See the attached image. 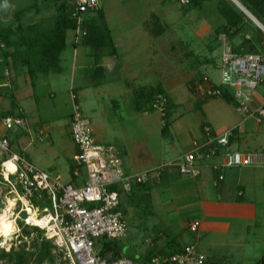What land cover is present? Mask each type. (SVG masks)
I'll return each instance as SVG.
<instances>
[{"label":"crops","instance_id":"obj_1","mask_svg":"<svg viewBox=\"0 0 264 264\" xmlns=\"http://www.w3.org/2000/svg\"><path fill=\"white\" fill-rule=\"evenodd\" d=\"M162 1L101 0L97 11H101L104 16L103 18L106 19L105 23L116 49V55L109 56L107 51L103 50L102 56H95L93 47L82 44V39L79 41L75 34V39L71 40L70 43L73 50L70 71H68L70 72L68 87L66 86L67 82L61 81V83H66L65 86L68 88L71 102L73 101L74 104L78 105L81 112L88 119L91 118L89 119L90 122L92 119H96L93 122L95 124L94 129L91 124L94 141L98 144L112 145L117 149L125 173L148 172L164 164H170L161 170L159 176L150 173L149 181L145 187L134 186L130 193L120 196L121 208L125 216L132 214V217L139 213L140 216L150 217L155 214L153 211L154 207L157 210L158 207L161 209V213H159L161 214L160 218L162 215L165 217L169 215L166 217V221L163 222L164 226L156 229L155 235L150 237V239H145L148 245L142 249L143 261L155 255L161 256L164 253H177L185 247L193 246L198 254L205 257L204 264H216L217 262L214 261V259L218 258L216 247H229L239 251L244 245V241L249 238V235H255L260 231L264 235V166L252 165L225 169L223 171L224 179L217 183L215 182V174L210 168L211 160L197 161L196 168L199 170V175L192 176L190 180L180 179V172L176 167V163L180 161L184 154L191 151L194 141L202 140L201 126L203 124L211 126L213 131L218 134L232 130L233 137L230 139V145L233 150L244 153L264 152V121L259 123L252 117H245L236 112L232 104L227 103L221 98L206 99L202 95V88L198 86L193 94V104L191 105L193 110L190 109L184 113L178 112L175 108L176 104L172 102L167 90L159 82L168 94L171 103L175 106L172 114L174 121L169 127L170 134L172 136L171 138L175 136L178 142L177 144L180 145L183 152L179 154L180 156L176 155V157L166 160L168 162L161 161V164L153 167V154L147 149L148 147L145 141L150 136L151 130L153 133L157 130L156 117L152 115L158 113L159 128L161 130V114L157 111L144 112L135 110L134 103H132L129 114L125 115L126 119L122 114H117V117L122 121L125 119L124 122L126 123L112 126L109 124L108 119L115 120V118H110L109 115L106 117L103 114L104 112L100 104L103 101L99 100L100 91L106 95H111L113 92L114 94L120 95V89L116 88L120 86L121 82L124 83L125 91L130 95H128L130 99L133 98V93L136 89L151 86L148 84H139L138 74L152 72L154 75L156 73L155 63L152 59L146 57V53L143 62L145 61L147 66H143L139 70L136 66L142 59V54H137L138 51L136 49L140 47V40L143 37L147 40L151 39L149 42L152 41L153 44L150 46V51L148 50V52H151V48L158 42L156 40L165 31L166 28L161 24L159 13H154L153 9L155 2L161 4L163 3ZM176 1L184 5L181 0ZM227 1L233 3L231 0ZM205 2H202L198 8H202ZM42 6L50 9V11H43L44 13H52L55 17L56 5L53 2L45 3L44 1H40L38 7ZM172 6V11L177 10L174 5ZM97 11L90 14L89 18L91 16L94 17ZM192 11L194 9H190L188 12ZM247 12L250 16L243 13L251 21L252 25L254 24L258 28L255 23L258 20L248 10ZM162 13L165 14L164 9ZM39 14L41 12L36 14L34 10L25 13L21 18V24L38 23L35 22L38 19V21L43 22V17H34ZM220 18L222 21L214 28V31L225 23L221 16ZM258 22L262 24L260 21ZM72 31L76 32L75 30ZM257 34L261 39H264V33L260 29L257 30ZM215 37L217 38L218 35L215 36L214 32L213 40L215 44L210 46V48H214L215 46L223 47V44L215 40ZM235 39H233L234 43ZM228 41L231 47V41L229 39ZM68 45L69 43L66 38V46L60 54L58 63L52 67L48 74L41 75H61L67 72L62 66V55ZM122 48L125 49L123 53L121 52ZM171 49L172 45L170 47ZM131 51H134V58L131 56L133 54ZM79 55L84 57V59L79 60ZM137 55H140L141 58ZM155 55L156 53L153 56L155 57ZM77 61L81 65L78 66ZM6 65L4 74L1 73L0 75V139L6 138L14 153L23 155L38 168L44 171L47 169L49 173L63 178L62 174L66 171L62 168L57 169L59 162L57 165L52 163L53 160H57L56 158L47 160V158L45 159L47 155L44 149H33L34 144H38L36 140L41 139L46 133H48L46 139L51 140L52 130L48 123H39L40 116H37V120L34 122V119H30L25 112L23 104H26L29 100L27 96L32 95L30 92H27V94L19 92L26 84L22 81L21 86L16 83L14 84V79L16 81L19 77H22L23 80L28 79L26 68L19 65L14 66L10 59H8ZM11 71H13L12 75ZM77 71H80L81 74L79 72L78 74ZM41 75L38 76L40 77ZM38 76L33 85L29 81L32 86L33 97L36 81L39 78ZM7 77L10 79L8 80ZM192 79L194 78L189 79L187 82H190ZM75 81H79V84H75ZM52 86L55 88V82L49 81V87L51 89ZM8 88L11 90L9 93L6 90L4 91V89ZM89 91H91L90 95L88 94ZM48 95L53 99L57 97L55 91H52ZM90 96L100 102L91 103V100H89V105L91 106L90 108L85 107L84 111L82 105H80V101L82 99L86 100ZM263 102L264 88L259 87L254 94L251 106L256 107ZM34 103L38 105L35 99ZM111 104V108L115 113L117 110L120 111L116 99H112ZM72 112L73 109L68 115L69 121L66 127L63 123L66 130L59 129L62 134L68 136L71 142V148L63 150L64 154H68L69 152L72 154V164L70 160V165L66 172L69 175V179L66 181H71L72 179L70 169L74 166L73 162L76 153L70 135V118ZM3 116L22 117L26 122V130L23 131L17 128L5 129L1 123ZM59 122L63 121L59 120ZM114 134L120 137L122 145H118L117 142H114L115 144L110 142L109 139ZM131 144H133L132 147L130 146ZM214 160V162H221L222 159L217 157ZM179 180H181V183ZM239 192L241 193L240 195L238 194ZM239 196L242 198L241 201H237V197ZM186 199L190 202L189 204L188 202L185 204L182 203ZM189 208H192V211H189ZM176 217H178V221H176ZM193 221L198 222L195 230L189 228L190 223ZM176 223L177 226H172V224ZM174 227L176 230L173 229ZM169 229H173L174 231ZM183 232L188 233L195 240H201L199 250H196V246L191 245V237L181 235ZM121 250V255L125 256L122 247ZM223 252H226V250H223ZM226 254L231 256L229 252H226ZM261 256L258 264H264V254Z\"/></svg>","mask_w":264,"mask_h":264},{"label":"built area","instance_id":"obj_2","mask_svg":"<svg viewBox=\"0 0 264 264\" xmlns=\"http://www.w3.org/2000/svg\"><path fill=\"white\" fill-rule=\"evenodd\" d=\"M61 1L68 7V16L75 23L76 33L79 32L81 37L85 36L83 25L87 15L99 9L101 0ZM181 2L187 4L188 0ZM244 9H241L242 12L250 16ZM255 23L264 33V26L258 21ZM224 35L219 34L217 37L224 47L219 68V84L214 83L208 76H202L196 87H201L202 95L209 98H221L225 90L229 91L235 111L260 123L264 121V102L256 107L251 104L257 89L264 88V56L258 53L233 52L231 47L225 44ZM167 101V97L160 94L153 105L161 114L162 126ZM1 123L8 130H26V122L19 116H4ZM201 133L202 140L194 141L191 151L176 163L180 174L195 177L199 175L196 162L211 160L210 168L217 174L215 182L218 183L224 179L225 169L264 166V152L244 153L231 149L232 130L218 134L211 126L205 124L201 127ZM70 135L75 147L76 164L71 171L72 179L67 183L62 182L59 176H53L38 168L23 155L14 153L6 138L0 139V153L5 156L1 166L3 174L4 170L8 174V188L18 199H25L26 205L36 212V218L46 220V227L28 221L27 207L21 210L25 216L18 218L27 226L38 227L43 231V238L52 243L51 257L45 264H135L125 256L113 259L109 254L101 255L96 245L102 238L118 240L127 233L125 214L121 208V193H130L134 186L147 184L150 173L159 176L161 170L170 164L148 172L125 173L117 149L112 145L94 141L91 122L76 104L70 118ZM217 157L222 159L221 162H214ZM8 161L14 167L12 172L4 166ZM10 178L13 179L12 182ZM35 193L45 195L51 204V210L43 206L39 213L38 208H34L32 201ZM197 226L198 222L193 221L189 228L195 230ZM18 232L19 227L16 234ZM204 263L205 257L198 254L193 246H188L177 253L153 256L144 264Z\"/></svg>","mask_w":264,"mask_h":264},{"label":"rangeland","instance_id":"obj_3","mask_svg":"<svg viewBox=\"0 0 264 264\" xmlns=\"http://www.w3.org/2000/svg\"><path fill=\"white\" fill-rule=\"evenodd\" d=\"M13 4H17L18 7H22L23 5H26L30 3V0H10ZM226 2L227 0H208L202 5V8H198L197 6L194 7L193 4H179L176 0H163V3L155 2L154 13L158 12L160 17L161 24L166 28L161 37H159L156 41H158L153 48L152 41L147 40L146 38H143L140 40V47H138L136 50L138 51L137 54H142V59L138 62L137 68L140 70L141 67L147 66V63L144 61L143 58L149 57L152 59L155 63L156 67V73L153 75V73H147V74H138L139 76V84H148V85H156L159 82L163 84L165 89L167 90L168 94L170 95L172 102L176 104V109L178 112L184 113L188 112L190 109H192L193 104V94L189 90V83L187 82L189 79L194 78L195 80H199L202 76H208L214 83L219 84L220 79V61H221V54L224 50V47L215 46L214 48H210V46L214 45L215 42L213 40L214 38V28L219 25V22L222 21L220 18V15L217 12V7L219 5V2ZM232 1V0H231ZM227 3V2H226ZM157 4V5H156ZM174 5L177 10L175 9L172 11ZM235 7H237L239 10L240 7H238L235 4ZM41 9V14L34 16L35 18H41L43 17V22L35 20V22H38L39 26L43 30H47L51 28L54 24V15L49 12L44 13L43 11H50V9H46L45 7H39ZM152 8V7H151ZM196 8V9H195ZM146 9V7H145ZM165 10V14L162 13V10ZM190 9H194L192 12ZM147 10V9H146ZM157 10V11H156ZM43 12V13H42ZM36 13V12H35ZM184 15H183V14ZM38 14V13H36ZM172 14V15H171ZM29 15V14H28ZM89 15H87V18H89ZM187 15V16H186ZM33 17V16H31ZM104 17V16H103ZM92 21L94 19H97V13L94 17L91 16L90 18ZM105 23V18L103 19ZM99 21V20H98ZM107 22V21H106ZM1 23V22H0ZM221 23V22H220ZM106 24V23H105ZM75 34L77 36V39L80 41L82 37L80 36V33H76L74 31H69L67 34V42L69 45L67 46V49L63 52L62 58V66L65 72L61 75H41L38 80L36 81V87L34 89V97H33V90L32 86L29 83L28 79H22V77L17 78L18 80L14 79V84H21V81L26 84L25 87H22V89L19 91L21 93L30 92L32 96H27L26 104H23L25 108V112L27 113L28 117L30 119H34L33 121L36 122L37 116H40L41 119H39L40 124L48 123L51 127L52 134H51V140H47L48 133H46L41 139H37L38 144H34L33 149H44L46 152L47 160L56 158L57 160H53L52 163H57V169H64L66 172L70 165L71 160V152L68 154H64L63 150H66L67 148H71V142L69 141L68 136L61 133V130H66L65 127L67 125L68 115L73 109L74 102H71L70 95L68 94V83H69V77H70V66H71V60H72V46H70L71 40L75 39ZM223 34L224 33H219ZM217 34V35H219ZM225 36V44H230L226 35ZM235 43H238L239 39L236 38ZM172 45V49L170 50V47ZM142 46V47H141ZM85 48V47H84ZM83 48V49H84ZM81 49V50H83ZM124 48L121 49V52H124ZM133 53L131 56L134 58V51H131ZM156 53L155 57L153 56ZM125 55V53H124ZM139 58L140 55H137ZM65 58V60H64ZM79 60L84 59V57L79 55ZM149 59V60H150ZM77 65L79 64V61H77ZM7 65L4 63H0V75L1 73L4 74L6 70ZM149 71V70H147ZM80 73V71H77V73ZM78 73V74H79ZM13 74V71H11V75ZM160 76V77H159ZM8 80L10 79L7 77ZM159 78V79H158ZM21 79V80H20ZM16 81V82H15ZM49 81L55 82V88L52 86V89L49 87ZM62 82H67L66 86L65 84H62ZM77 82V83H76ZM79 81H75V84H79ZM135 83V82H134ZM136 84V83H135ZM16 86V85H15ZM21 86V85H20ZM116 89H120L121 94H114V92L111 95H106L102 91H100L99 100L103 101L101 102V109L104 112L105 116L109 115L110 118H115V120L108 119L109 124L112 126L115 124H125L124 120L126 119V114H129L131 110V105L133 103V98H129V94L126 93L124 83L121 82L120 86ZM7 91L8 93L11 91L9 88L4 89V91ZM52 91H55V94L57 97L55 99L50 98L48 94H51ZM91 91L88 92L90 95ZM129 95V96H128ZM91 98V99H90ZM84 100L82 99L80 102V105H82L84 111L85 107L90 108L92 102H100L96 101L94 97ZM34 99L37 101L38 105L34 103ZM116 99L118 107H120V111L117 110L115 113L112 110V104L111 100ZM132 101V102H131ZM37 105V106H36ZM40 105V106H39ZM234 107V106H233ZM83 111V110H82ZM117 114H122L124 116V120L122 121L117 117ZM153 117H156L157 122V130L155 133L152 132L148 137V139L145 141L146 146L148 147L152 154H153V160H154V166L157 164H161L163 161H166L168 159H171L172 157H176V155L182 154V148L180 147L178 142L176 141L175 136L171 138L170 134V128L166 135H162V132L159 128V118L158 113L152 115ZM91 119V118H89ZM59 120L63 122H59ZM92 119L91 124L94 126L95 122ZM63 123L65 124V127L63 126ZM162 128V125H161ZM115 129V128H114ZM66 134V133H65ZM112 144H115L114 142H117L118 145H122V141L119 136L112 135V138L109 139ZM175 145V146H174ZM131 147L133 144L130 145ZM63 153V154H62ZM180 156V155H179ZM178 156V157H179ZM182 156V155H181ZM69 157V158H68ZM177 157V158H178ZM5 159V156H3L0 153V203L5 202L6 203L10 200V204L8 203L5 208H3V213L0 216V247L4 248L6 250L13 248L14 250H20L25 249L29 253H34L35 251V245H36V239L39 237L35 231H31L29 234H24L22 232L21 226L15 220V215L20 216L23 218V213L21 210L23 209V203L21 201H15L13 199H18L16 197V194L12 193L8 183L6 180H4V174L2 171L1 163ZM28 160V159H27ZM162 161V162H161ZM168 162V161H166ZM72 164V160H71ZM75 161L73 162V165H75ZM46 172L49 173L47 169H45ZM62 174L63 178L60 177L62 182H69L66 181L69 179V175ZM51 174V173H49ZM66 174V175H65ZM53 175V174H51ZM55 176V175H53ZM192 178L191 175H185L180 174L181 180H190ZM10 182L13 181V179H9ZM181 180L180 183H181ZM128 193H121V195H126ZM7 198H9L7 200ZM23 198V197H22ZM186 198V197H185ZM24 199V198H23ZM46 199V198H45ZM190 203L187 199L186 201L182 203ZM37 203V205H36ZM34 203L32 201V205L36 209L38 208L39 213L41 212V209L43 206H47L51 210V204L49 201H37ZM40 203H42L40 205ZM15 204V205H14ZM175 205V202H174ZM186 210V208H184ZM151 210V209H149ZM189 211H192V208L188 209ZM2 211V210H1ZM0 211V213H1ZM153 211L155 214L151 215L150 217H143L138 215L132 216V214H128L125 216L128 232L125 235V237L118 239L117 241L120 242V245L123 249L125 257L130 258L135 262V264H144L145 260L143 261V254L142 249H144L148 244L145 242V239H150L153 235H155V230L158 229L160 226H164L163 222L166 221V217L168 216H161L159 213H161V209L158 207V210L156 207L153 208ZM22 213V214H21ZM131 213V212H130ZM25 214V213H24ZM193 214V213H192ZM176 221H178V217H176ZM9 220V224L4 227L2 224V221ZM172 226H177L176 224H172ZM4 227V228H3ZM19 232L16 234V231ZM169 227V225H167ZM10 229H13V231H8ZM17 229V230H16ZM176 230V228H173ZM169 229V230H173ZM173 230V231H174ZM262 231L258 232L255 235H249V238L244 241V245L239 249V251L234 250L229 247H216V252H218L217 259H214L216 261V264H258L259 260H261V255L264 254V235L261 234ZM181 235L185 236L187 235L189 238L191 237L186 232L182 233ZM182 236V238H183ZM191 245L196 246V250H199V244H201V240H195L194 237H191ZM255 240V241H254ZM101 244V241H99ZM100 245H96V249ZM223 250H226V252L231 253L230 255H227L226 252H223ZM232 251V252H231ZM233 253V254H232ZM224 254V256H222ZM48 261H43L42 264H45ZM0 262V264H5Z\"/></svg>","mask_w":264,"mask_h":264},{"label":"trees","instance_id":"obj_4","mask_svg":"<svg viewBox=\"0 0 264 264\" xmlns=\"http://www.w3.org/2000/svg\"><path fill=\"white\" fill-rule=\"evenodd\" d=\"M40 1H44L45 3L53 2L56 5L53 26L47 30H43L38 23L22 25L21 18L25 13L31 10H34L36 13L41 12V9L38 7ZM205 1L208 0H188L187 4H193L194 7H198ZM226 2L220 1L217 7V11L225 23L214 31L215 36L219 33H224L231 41L232 51L235 53H259L264 56V39H261L257 34V30L259 29L254 24L253 26L245 14L235 7L233 1L234 4L229 1ZM238 2L264 25V0H238ZM68 14L67 5L61 0H30V3L22 7L17 6L12 12L11 20L7 24L0 23V63L7 64L8 59H10L14 66L19 65L26 68V74L33 85L38 75L48 74L52 67L58 63L60 54L66 46L67 33L75 29V23L69 19ZM97 19L99 21H94V19L92 21L90 18H87L83 25L86 34L82 37V44L93 47L95 56H102L103 50H106L109 56L116 55V49L109 36L101 11H97ZM234 38H238L239 42L234 43ZM215 40H217L216 37ZM194 81L195 79H192L188 82L189 90L192 93H195L196 89L197 81H195L196 83ZM133 94L134 109L144 112L156 111L153 105L158 95L162 94L167 97V105L164 108V115L162 116L164 125L161 128L162 135H166L174 121L172 114L175 106L171 103L161 83L138 88ZM215 98L217 97H206V99ZM221 99L234 106L229 91L225 90ZM73 167H71L70 171H72ZM214 174L216 179L217 174ZM146 185L137 186L145 187ZM241 200V196L237 197V201ZM33 201L34 203L46 201L45 195L43 193H35ZM24 216L25 214L23 213ZM9 222V220H3L2 224L6 227ZM17 222L24 234L35 231L39 236L36 239L35 251L34 253H29L24 248L20 250H14L13 248L6 250L0 247V262L3 263L2 261H4L5 264H42L43 261L50 259L52 243L43 238V231L36 226L25 225L21 218H18ZM99 241H101V244ZM99 241L97 244L100 245L98 250L101 255L109 254L113 259L122 256L119 241L106 240L104 238Z\"/></svg>","mask_w":264,"mask_h":264},{"label":"bare ground","instance_id":"obj_5","mask_svg":"<svg viewBox=\"0 0 264 264\" xmlns=\"http://www.w3.org/2000/svg\"><path fill=\"white\" fill-rule=\"evenodd\" d=\"M238 7H240L241 9H244L241 4L237 1V0H232ZM245 10V9H244ZM246 11V10H245ZM248 13V12H247ZM6 167H8V170H10L11 172L13 171L14 167L12 165V163L10 161L6 162L5 165ZM8 179V174L5 172L4 170V180H7ZM9 198H7L8 200ZM14 202L15 201H21L23 203V207H27V211H28V214H29V218H28V221L31 223V224H34V225H39L41 227H46V220L45 219H39V218H36V212L31 210L27 205H26V201L25 199H23L22 197H20L19 199H13ZM10 202V200L6 203V206L7 204ZM10 204V203H9ZM15 205V204H14ZM25 209V211H26ZM3 213V210L1 211L0 213V216L1 214ZM19 216H16L15 215V220L18 219ZM13 231V229H10L8 231Z\"/></svg>","mask_w":264,"mask_h":264},{"label":"water","instance_id":"obj_6","mask_svg":"<svg viewBox=\"0 0 264 264\" xmlns=\"http://www.w3.org/2000/svg\"><path fill=\"white\" fill-rule=\"evenodd\" d=\"M17 6V4H13L10 0H0V22L2 24H7L11 20L12 12ZM3 208H5V202L0 203V211Z\"/></svg>","mask_w":264,"mask_h":264}]
</instances>
